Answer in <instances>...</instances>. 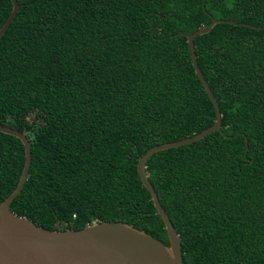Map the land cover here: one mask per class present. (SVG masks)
I'll return each instance as SVG.
<instances>
[{
	"label": "trees",
	"instance_id": "1",
	"mask_svg": "<svg viewBox=\"0 0 264 264\" xmlns=\"http://www.w3.org/2000/svg\"><path fill=\"white\" fill-rule=\"evenodd\" d=\"M0 36V125L30 162L10 211L45 229L122 222L167 244L135 163L180 241L182 264H264V0H16ZM11 8L0 0V26ZM227 20L231 22H226ZM23 146L0 132V201Z\"/></svg>",
	"mask_w": 264,
	"mask_h": 264
},
{
	"label": "water",
	"instance_id": "2",
	"mask_svg": "<svg viewBox=\"0 0 264 264\" xmlns=\"http://www.w3.org/2000/svg\"><path fill=\"white\" fill-rule=\"evenodd\" d=\"M10 2L9 14L0 26V36L18 8L16 0ZM219 21L210 19L207 24L186 35L190 63L214 108L213 123L189 137L149 147L135 163L141 184L162 221L167 244L122 222H93L79 229H45L13 214L9 203L20 190L27 174L29 142L22 132L0 125V132L18 138L23 146V164L17 182L0 201V264H182L178 235L161 208L144 167L153 152L191 143L220 129L218 105L196 65L192 43L194 36L208 32Z\"/></svg>",
	"mask_w": 264,
	"mask_h": 264
}]
</instances>
